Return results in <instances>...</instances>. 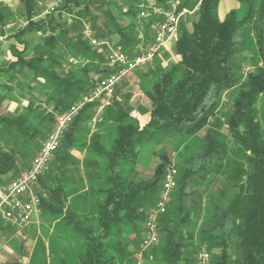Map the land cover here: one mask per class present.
Instances as JSON below:
<instances>
[{
  "label": "trees",
  "instance_id": "16d2710c",
  "mask_svg": "<svg viewBox=\"0 0 264 264\" xmlns=\"http://www.w3.org/2000/svg\"><path fill=\"white\" fill-rule=\"evenodd\" d=\"M3 1L0 0L2 25L9 15V7ZM18 1L27 23L14 36L20 39L47 25L52 31L63 32L67 49L89 62L61 75L48 66L52 59L47 55L35 52L25 58L24 50L11 47L15 59L0 67V72L12 78L13 72L28 69L34 78L40 76L51 83L54 95L45 94L53 110L28 101L14 116L0 114V185L7 182L2 181L4 176L14 178L19 174L18 159L24 161L37 153L45 139L38 143L41 129L50 131L54 116L91 89V74L109 72L103 66L105 51L89 45L81 33L82 16L93 25L102 19L103 26L95 31V36L129 56L138 54L140 46L144 49L153 36L152 19L137 18L141 3L136 0L127 1L125 10L115 0L111 1L113 6L109 1L99 16L91 10L92 5H99V0H62L56 11L58 20H54V12L37 21L33 20L36 7L46 0ZM168 1L155 0V5L165 7ZM183 1L182 5L189 8L200 3L190 28L186 22L179 27L175 41L178 63L156 72L154 81L144 91L150 102L148 121L140 127L119 108L111 118L114 136L110 147L98 146L105 158L106 174L96 190L101 196L95 213L80 216L76 206H65L66 193L59 185L48 187L47 199L37 192L42 210L62 213L61 222L79 240L81 248L76 251L75 261L67 263L62 259L61 264H134L135 252L130 249L127 234L136 236L133 244L141 236L140 243L146 214L158 198L168 164L162 159L150 179L134 180L129 166L138 158V146L160 133L192 137L202 130L197 148L191 149L180 162L177 186L159 219L160 246L149 249L152 262L148 263L149 255L145 253L142 264H195V259L186 254L196 253L203 245L215 250L208 264H264V128L260 121L264 111L257 106L264 94V0H236L245 5L243 13L231 9L222 20L217 15L219 0ZM63 13L69 15L68 21L60 19ZM123 15L128 21L122 25L119 17ZM140 27L143 40L138 38ZM108 34L117 36L116 41L104 39ZM249 42H253L263 65L239 78L230 62L245 51ZM56 43L51 33L41 47L52 49ZM37 48L38 45L33 49ZM0 88L8 89L1 83ZM226 93L230 94L231 109L222 114L221 121L217 112ZM89 105L73 120L54 155L62 147L73 146L72 130ZM223 125L227 133L220 131ZM92 140L98 144V137L93 136ZM210 177L221 178L223 184L203 203L202 193L192 187V182L207 181Z\"/></svg>",
  "mask_w": 264,
  "mask_h": 264
},
{
  "label": "rangeland",
  "instance_id": "374dc122",
  "mask_svg": "<svg viewBox=\"0 0 264 264\" xmlns=\"http://www.w3.org/2000/svg\"><path fill=\"white\" fill-rule=\"evenodd\" d=\"M8 1L9 2L5 1V3L9 7V15L7 16L3 25L0 23V37H2L0 39V49L2 46L4 47V49H1L2 52H0V67L7 66L10 63V60L15 58V56L11 54L12 51H9L10 46L13 45L12 47L18 51L24 50L23 57L25 58L32 56L35 52L42 53L45 56L47 55V57H50L52 61H50L51 64L47 63L49 62L48 60L45 63L47 65L49 64L48 66L53 67L57 73L65 75L61 71L62 63H64L69 56H75V54L67 49V37L64 36L63 32H60L59 30L52 31L47 25L42 29V31L26 34L20 39L14 36L19 29L25 27L27 21L19 1ZM99 1H102L101 3L98 2L100 6H91V10L97 16H99L104 8H106L107 2L110 1L109 4L113 6V2H111L113 0ZM115 1L118 5H120V7H122V9L125 10L127 9V1L131 0ZM136 2L150 5L155 3V0H136ZM44 3V1H40L38 3L35 11L36 15L42 11ZM234 5V9H236L239 14H242L245 5L238 1H236ZM115 12L118 13L117 10H115ZM116 15L118 16L119 14ZM35 16L33 18L34 20H40L39 17ZM68 16L63 13L60 19H66L68 21ZM58 19L59 17L57 16V12H55L54 20ZM193 19L194 15L187 19L185 23L187 28H190V21ZM75 21H77V19ZM127 21L128 19L124 15L119 17V22L122 25ZM102 22V19H98L93 25L91 22H88L84 16H82L79 21L82 27L84 24L90 25L94 32L97 31L98 28H102ZM51 33L55 35L57 41L56 45L52 49H50V47L42 48L41 46L43 45V39L49 36ZM115 37V35L108 34L104 39L115 42ZM175 41L165 47L162 52H160L154 58L153 61L135 69L130 73V75L122 80L117 85L115 95L108 99V104L105 105L103 110H98L97 107L90 109L84 117L85 125L81 128V130L84 132V129L86 131H90L94 128L103 129L109 133V139L107 138V141L108 144H110L114 135V128L111 123V118L113 117L115 111L119 108L127 113L129 118L134 119L139 124L140 121L145 118L150 108L149 102L145 98L144 91L148 89L151 83L154 81L156 72L160 70H167L171 65L177 64L179 61V57L175 52ZM36 45H38V48L34 50L33 48ZM56 62H58L57 65ZM259 62L260 59L256 52V48L253 42H249L245 51L234 56L230 64L238 77L243 78L241 74L242 66H256ZM75 69L76 68H72V70ZM12 75L14 76V80L12 79L13 76L11 78L12 80H8V89L0 88V114L14 116L22 110V107L25 106L28 101L34 104L41 103L47 108V110H53V104H48V97L54 95V93H52L53 86L51 83H48L40 76L34 78L33 72L28 69L14 72ZM5 77L6 75L1 74L0 82H4ZM45 92H48L49 96L45 94ZM228 96L230 99V94H228ZM257 106L261 112L264 111V94L260 96ZM230 109L231 99L226 103H223L217 112V116L221 117V121H224L222 114L228 113ZM131 112H136L138 119L131 117L129 115ZM94 117L96 119L93 121ZM213 121L214 119L211 120L210 123H213ZM260 121L264 128V118H260ZM48 131L49 129H41L42 136L38 139V143L42 142ZM220 131L227 133V129L224 125L221 126ZM203 133L204 130L192 137L180 136L175 133H160L156 135L151 141L142 143L137 148L138 158L135 164L133 166H129V170L133 179H150L152 177L154 167L162 159H165L166 163H175L180 169L181 160L191 149L197 148L200 137L203 135ZM30 159L31 158L24 161L18 159V172L27 166ZM12 177V175H6L3 177L2 181H8ZM221 184H223L221 178L210 177L207 181L203 182L193 181L192 187L197 188L198 191L202 193V202L204 203L208 196L212 197L215 195L214 191H216L218 187L221 186ZM48 185L51 186V183L47 184L46 174H44L35 187L36 191L39 192L44 199H47L48 196ZM171 194H173V191ZM188 203L189 201L186 199L185 204L188 205ZM152 208L153 206H151L149 209ZM62 215V213L51 214L49 211L42 210L41 208L40 214H38L37 217H35L26 227H24L20 235H16L13 228L7 222L0 221V264H8L15 261L17 264H61L62 259L66 260L67 263H73L75 261L74 257L76 251L80 250L81 247L76 234H74L69 227H65L61 222L60 218ZM197 226L198 224L196 227ZM127 235L129 242H131L130 249L136 253L139 248L138 246L141 236L138 238V240H136L137 243L133 244L132 242L136 236L133 234ZM160 243L161 240L158 246H160ZM201 251L207 252L210 257L215 250H210L207 248V246L203 245L198 247L196 253H189L186 255L192 257L194 260L196 255ZM146 253L149 255L148 251ZM150 256L151 255L147 257L148 263L152 262V256Z\"/></svg>",
  "mask_w": 264,
  "mask_h": 264
},
{
  "label": "built area",
  "instance_id": "2783aa9c",
  "mask_svg": "<svg viewBox=\"0 0 264 264\" xmlns=\"http://www.w3.org/2000/svg\"><path fill=\"white\" fill-rule=\"evenodd\" d=\"M173 1L169 0L165 7L158 5L140 4L137 18L141 20L152 19L151 29L153 39L140 52L129 56L118 47H113L107 40H99L95 36L90 25L84 24L82 35L89 45L105 51L103 66L109 71L106 74H91L92 87L80 98L71 103L62 112L54 116L52 126L47 136L41 143L37 153L31 158L28 166L19 174L0 185V220L7 222L16 235H20L26 227L41 212V198L34 187L38 183V177H42L54 153L60 146L65 132L87 104L97 102L103 98H111L116 93L117 85L124 80L132 71L148 64L169 44L175 41L181 23L194 15L200 1L189 8L184 7L181 15H173ZM62 4V0H46L41 15L47 17L56 12ZM139 39L143 40L141 27ZM89 62L82 56H69L61 65V71L66 74L73 67H85ZM263 60L258 65L262 66ZM256 66L243 65L242 77L255 70ZM228 94H224L221 103H226ZM96 118H93V121ZM178 167L175 163L166 165L162 185L158 198L152 209L148 211L144 220V231L139 248L135 253L134 264H142L144 254L159 244L158 225L160 217L166 212L171 199V192L177 186ZM151 257V256H150ZM209 254L201 251L196 255L195 264H208Z\"/></svg>",
  "mask_w": 264,
  "mask_h": 264
},
{
  "label": "crops",
  "instance_id": "0c3cea01",
  "mask_svg": "<svg viewBox=\"0 0 264 264\" xmlns=\"http://www.w3.org/2000/svg\"><path fill=\"white\" fill-rule=\"evenodd\" d=\"M5 1L9 2L8 0H4L3 2L5 3ZM234 3H236L235 0H219L217 13L220 20H222L231 9H234ZM150 5H155V3ZM41 13L42 11L35 17L45 20L46 17H43ZM1 38L2 37H0V39ZM152 39L153 36L151 37L150 41ZM12 46L13 45L10 46V49L8 48L9 51L11 50ZM1 49H4V47L2 46ZM1 49L0 52H2ZM14 59L15 58L10 60V62L14 61ZM1 74L6 75L4 72H0V75ZM6 77L4 78V82H0L1 84L8 85L7 82H9V79L14 80V76L12 79ZM108 99L110 98H103L89 105L87 110H85V113H83V115H81L79 120L75 123V126L72 130V139L74 143L73 146L62 147L57 152V154L52 157V161L47 167L45 173L47 184L51 183V186L48 185V187H56L58 185L61 186L63 191L66 193L64 198L65 206L67 204H73V206H76L78 215L80 216H89L90 213H95L96 202L101 196V194L96 193V190L101 186V181L105 178L106 174L105 158L101 153V148L98 146H101L105 149L110 147V144H108L107 141V138L109 139L108 132L99 128H94L90 131H86L84 129L83 132L81 128L85 125L84 117L86 116V113L94 107H97L98 110H103L105 105L108 104ZM129 115L135 119H138L136 112H131ZM148 119L149 111L144 119H140V127L143 126L148 121ZM93 136L98 137V144L95 143V140H92Z\"/></svg>",
  "mask_w": 264,
  "mask_h": 264
},
{
  "label": "bare ground",
  "instance_id": "6f19581e",
  "mask_svg": "<svg viewBox=\"0 0 264 264\" xmlns=\"http://www.w3.org/2000/svg\"><path fill=\"white\" fill-rule=\"evenodd\" d=\"M183 0H174L173 1V15H181V13L183 12L184 5L183 4ZM96 74H103V73H96ZM40 177H38L39 180Z\"/></svg>",
  "mask_w": 264,
  "mask_h": 264
}]
</instances>
